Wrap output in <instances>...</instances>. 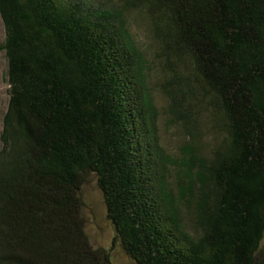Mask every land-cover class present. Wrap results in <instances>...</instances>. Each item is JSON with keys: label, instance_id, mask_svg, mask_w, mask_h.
Returning <instances> with one entry per match:
<instances>
[{"label": "trees", "instance_id": "obj_1", "mask_svg": "<svg viewBox=\"0 0 264 264\" xmlns=\"http://www.w3.org/2000/svg\"><path fill=\"white\" fill-rule=\"evenodd\" d=\"M0 16V264H110L87 233L92 177L136 264H264V0H0Z\"/></svg>", "mask_w": 264, "mask_h": 264}, {"label": "rangeland", "instance_id": "obj_2", "mask_svg": "<svg viewBox=\"0 0 264 264\" xmlns=\"http://www.w3.org/2000/svg\"><path fill=\"white\" fill-rule=\"evenodd\" d=\"M134 24L136 25V38L147 54H152L155 45L152 43L146 21L138 17ZM5 32L0 16V134L3 129V117L7 111L9 102V83L7 78V59L1 46L4 42ZM160 96V97H159ZM161 105L165 106L164 98L158 95ZM163 142L165 147L171 152L177 150L181 143L180 135L174 128L168 130L162 127ZM83 199L86 203L85 217L87 220V233L92 244L97 247L105 248L109 252L110 264H136L126 253L114 242L115 230L107 219L106 207L99 191L95 178H90V182L83 190Z\"/></svg>", "mask_w": 264, "mask_h": 264}]
</instances>
